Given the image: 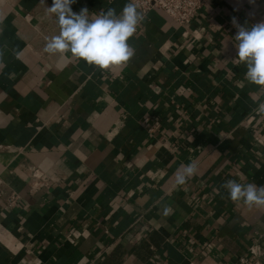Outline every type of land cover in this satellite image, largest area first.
Instances as JSON below:
<instances>
[{
	"label": "crops",
	"instance_id": "0c3cea01",
	"mask_svg": "<svg viewBox=\"0 0 264 264\" xmlns=\"http://www.w3.org/2000/svg\"><path fill=\"white\" fill-rule=\"evenodd\" d=\"M127 2L71 7L91 18ZM51 5L0 0V176L21 196L0 200V264H240L255 243L264 262V208L221 187L264 186V88L228 23L264 21V0H205L185 26L151 10L129 62L103 70L44 51ZM28 164L54 184L31 192Z\"/></svg>",
	"mask_w": 264,
	"mask_h": 264
},
{
	"label": "clouds",
	"instance_id": "9594fccd",
	"mask_svg": "<svg viewBox=\"0 0 264 264\" xmlns=\"http://www.w3.org/2000/svg\"><path fill=\"white\" fill-rule=\"evenodd\" d=\"M41 2L46 3V0ZM75 2L52 0V5L47 6V11L56 17L59 34L47 39L44 51L60 56L70 53L72 57L102 70L127 64L134 55L128 41L145 18L134 0H128L119 13L109 8L91 18L87 8L79 13L73 12L71 5ZM249 2L255 3V0ZM232 24L236 28V57L246 67L245 78L251 84L264 88V21L241 25L233 17ZM260 110L264 112V104L260 105ZM197 172L195 161L182 165L175 174L176 184H185ZM221 187L227 190L233 202H243L249 208H264V186L227 180ZM167 213L168 209H165Z\"/></svg>",
	"mask_w": 264,
	"mask_h": 264
},
{
	"label": "built area",
	"instance_id": "2783aa9c",
	"mask_svg": "<svg viewBox=\"0 0 264 264\" xmlns=\"http://www.w3.org/2000/svg\"><path fill=\"white\" fill-rule=\"evenodd\" d=\"M128 1V0H127ZM138 10L143 14L151 10L160 11L170 18L176 25H188L205 5V0H134ZM233 26L232 19L228 22ZM260 109H258V112ZM8 148V146H6ZM2 149V146H0ZM27 176V184L31 192L44 190L54 184L47 172L35 164H28L24 170ZM0 200L7 208L15 207L21 200L20 194L9 187L0 176ZM250 258L242 257L239 259L240 264H264L260 261V253L257 244L249 247ZM187 264H194L188 261Z\"/></svg>",
	"mask_w": 264,
	"mask_h": 264
}]
</instances>
